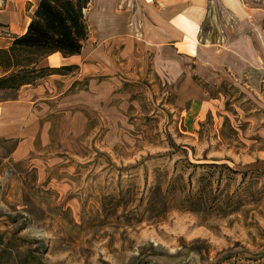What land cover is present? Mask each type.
Instances as JSON below:
<instances>
[{"label": "rangeland", "instance_id": "374dc122", "mask_svg": "<svg viewBox=\"0 0 264 264\" xmlns=\"http://www.w3.org/2000/svg\"><path fill=\"white\" fill-rule=\"evenodd\" d=\"M11 1L20 25L39 0ZM153 1L89 0L72 60L15 53L29 84L0 90V264H264V0H205L194 58L170 29L153 43L155 12L183 8Z\"/></svg>", "mask_w": 264, "mask_h": 264}, {"label": "trees", "instance_id": "16d2710c", "mask_svg": "<svg viewBox=\"0 0 264 264\" xmlns=\"http://www.w3.org/2000/svg\"><path fill=\"white\" fill-rule=\"evenodd\" d=\"M88 4L89 0H39L25 33L15 37L8 49H0V90L29 84V71L15 61V53L79 54L87 35L84 10ZM14 69L19 70L12 73Z\"/></svg>", "mask_w": 264, "mask_h": 264}, {"label": "crops", "instance_id": "0c3cea01", "mask_svg": "<svg viewBox=\"0 0 264 264\" xmlns=\"http://www.w3.org/2000/svg\"><path fill=\"white\" fill-rule=\"evenodd\" d=\"M154 1H153V5L161 6V8H163V10H165L166 13L170 12L171 10L173 11L175 7L181 3L183 5V8H181L180 12H176L174 14L169 13L166 18L167 19L166 22H164L162 19L157 20L158 18H160L159 17L160 15L158 12H155L157 19L153 28H150V34L156 37V40H154L153 43L159 46L160 49H162L164 45V35L168 34L169 33L168 29H170L171 41H169L168 44L169 47H171V49L174 51V54L176 56H179L181 52H184L186 56L190 58H194L192 56L197 50L199 51L200 49L197 45V39H198V34L200 32V23L204 16L203 5L205 0H154ZM13 5L14 2H12L11 0H5V5H4L5 8H1L0 10V21L1 19L5 20L6 22L5 29L7 31V35H13V36L22 35L26 31V27L30 22L31 17L28 18L27 21H24L23 24L19 25V17L16 18L12 14ZM145 6L147 8H151V6L148 3H146ZM4 13L6 15H4ZM16 15H20V13H16ZM179 15H184L190 22L187 26H184V28L180 27L175 23V20L178 18ZM24 17L25 19H27L26 15H24ZM133 19L137 21V18L134 17ZM129 36L130 34L123 39V42L126 44V49L130 44H135V42L137 44V41L134 39V37H129ZM4 45L6 44L4 43ZM179 46L182 48V51L180 50ZM217 51L215 50V52ZM211 52H213L212 53L213 61L215 58L218 59L221 58V60H223V63L225 64H229L231 58L233 57V55L223 50L220 51V53L218 54L214 53L213 50ZM56 53L60 54L59 52ZM56 53H53V55ZM76 56L78 55H72L69 58L70 60H72V58ZM239 57L240 56H234L235 59H238ZM213 61L212 64L214 63ZM219 64H220V60H219Z\"/></svg>", "mask_w": 264, "mask_h": 264}, {"label": "bare ground", "instance_id": "6f19581e", "mask_svg": "<svg viewBox=\"0 0 264 264\" xmlns=\"http://www.w3.org/2000/svg\"><path fill=\"white\" fill-rule=\"evenodd\" d=\"M147 1L151 2L152 0ZM226 2L229 4L230 7H232V9L239 12L240 7L235 0H226ZM175 23L180 27L184 28V26H187L190 22L184 15H179L178 18L175 20Z\"/></svg>", "mask_w": 264, "mask_h": 264}]
</instances>
